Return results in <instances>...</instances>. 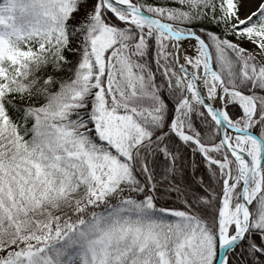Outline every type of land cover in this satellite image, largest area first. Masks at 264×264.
<instances>
[{"label":"snow or ice","instance_id":"obj_1","mask_svg":"<svg viewBox=\"0 0 264 264\" xmlns=\"http://www.w3.org/2000/svg\"><path fill=\"white\" fill-rule=\"evenodd\" d=\"M0 264H264V0H0Z\"/></svg>","mask_w":264,"mask_h":264}]
</instances>
